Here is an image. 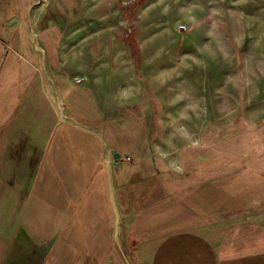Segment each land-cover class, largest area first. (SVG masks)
I'll return each instance as SVG.
<instances>
[{
	"label": "rangeland",
	"instance_id": "1",
	"mask_svg": "<svg viewBox=\"0 0 264 264\" xmlns=\"http://www.w3.org/2000/svg\"><path fill=\"white\" fill-rule=\"evenodd\" d=\"M134 1L0 0V78L10 85L17 78V87L41 81L49 88L53 83L49 77L54 82L66 80L64 74L71 72L67 74L71 85L87 88L93 87L89 84L97 67L104 65V70L112 65L117 71L141 73L144 102L117 114L135 111L133 116H143L116 132L128 128L136 141L144 143L146 161L141 162L142 154L123 156L135 167V185L151 178L159 167L164 168L160 174H169L167 187L143 200L142 210L150 220L139 213L134 221L135 234H148L162 225L159 215L173 229L194 222L196 216L187 206L175 216L171 211L176 206L172 203L181 204L176 197L185 201L194 196L182 180L217 157L211 154L264 129V0H145L133 20L127 17L135 11L123 8ZM74 55L82 56L78 64L68 59ZM105 73L109 79L110 72ZM79 93V103L67 107L64 115L76 113L95 124L107 119L111 109L97 106L99 93L94 88ZM25 97H18V102H27ZM60 107L61 111L64 105ZM118 142L123 148H137L127 135ZM169 164H175L174 171ZM208 182L207 192L213 190V196L224 190L215 178ZM237 215L220 210L210 222Z\"/></svg>",
	"mask_w": 264,
	"mask_h": 264
},
{
	"label": "crops",
	"instance_id": "2",
	"mask_svg": "<svg viewBox=\"0 0 264 264\" xmlns=\"http://www.w3.org/2000/svg\"><path fill=\"white\" fill-rule=\"evenodd\" d=\"M79 58L68 59L78 64ZM109 66L97 67L93 87L87 88L71 85V72L64 74L66 80L49 77V88L41 81L17 87V78L12 85L0 78V264H264V188L256 185L239 194L235 218L210 222L205 214L201 219L195 195L185 201L176 197L183 208L175 207L173 216L189 208L194 222L173 229L159 215L157 232L135 234L138 214L143 220L151 216L121 196L134 182L135 168L123 156L142 154L141 162L146 161L144 143L128 128L127 134L116 130L143 115L117 113L144 102V91L141 73ZM91 88L99 93L97 106L111 109L105 110L108 120L95 124L63 114L79 103V92ZM23 95L28 101L18 102ZM124 135L136 149L119 145Z\"/></svg>",
	"mask_w": 264,
	"mask_h": 264
},
{
	"label": "trees",
	"instance_id": "3",
	"mask_svg": "<svg viewBox=\"0 0 264 264\" xmlns=\"http://www.w3.org/2000/svg\"><path fill=\"white\" fill-rule=\"evenodd\" d=\"M144 1L135 0L130 3L129 7H124L123 10L127 11L129 9V11H135L136 13V15L128 13L127 18L135 20L140 9V4ZM131 44H133L134 49L139 50L133 40ZM216 152L210 155H216V158H209L208 163H205L203 168L196 173H191L181 183L183 187L187 184L190 185L187 190H190L193 195L199 196L196 199V208L198 209V216L201 219L205 217V214L213 218L219 215L220 210L228 215L234 214V212H238L237 204L240 193L246 192L247 189L253 190L255 185L258 190L264 188V129L256 134V136L247 135L245 138H239L231 143L228 149L223 148ZM212 159L214 160L212 161ZM163 170V167H159V171L156 170L155 175H151V178L138 182V185H135L134 182L127 185V188L125 187L121 193L122 198L129 196L134 201L135 207H139V211L142 210L144 199H150L152 192H155L157 188L167 187L169 174L164 176L160 174ZM211 178H215L219 187L223 186L224 190L222 193L214 194L213 196V192L211 193L213 190L207 192V188L209 187L208 180ZM159 179L163 181H159ZM153 197H158V195H154ZM163 202L165 201L163 200ZM172 205H176L174 209L175 207L178 209L183 208V205L178 203H172ZM165 207H167L166 204ZM174 209L171 208V211L173 212Z\"/></svg>",
	"mask_w": 264,
	"mask_h": 264
},
{
	"label": "water",
	"instance_id": "4",
	"mask_svg": "<svg viewBox=\"0 0 264 264\" xmlns=\"http://www.w3.org/2000/svg\"><path fill=\"white\" fill-rule=\"evenodd\" d=\"M115 156H117V157H119V158L121 157V155H120L119 153H116V155H115Z\"/></svg>",
	"mask_w": 264,
	"mask_h": 264
}]
</instances>
